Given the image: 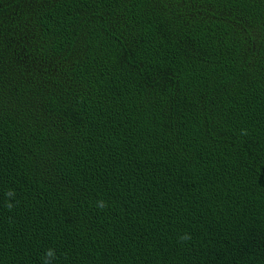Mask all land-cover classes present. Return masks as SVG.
<instances>
[{"label":"trees","instance_id":"1","mask_svg":"<svg viewBox=\"0 0 264 264\" xmlns=\"http://www.w3.org/2000/svg\"><path fill=\"white\" fill-rule=\"evenodd\" d=\"M49 249L264 264V0H0V264Z\"/></svg>","mask_w":264,"mask_h":264},{"label":"clouds","instance_id":"2","mask_svg":"<svg viewBox=\"0 0 264 264\" xmlns=\"http://www.w3.org/2000/svg\"><path fill=\"white\" fill-rule=\"evenodd\" d=\"M182 239H190V236H185L182 237ZM55 258V251L54 249H49L45 253V259H44V264H51V260Z\"/></svg>","mask_w":264,"mask_h":264}]
</instances>
